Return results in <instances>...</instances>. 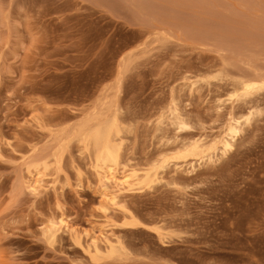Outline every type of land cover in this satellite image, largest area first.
Segmentation results:
<instances>
[{
	"label": "rangeland",
	"instance_id": "rangeland-1",
	"mask_svg": "<svg viewBox=\"0 0 264 264\" xmlns=\"http://www.w3.org/2000/svg\"><path fill=\"white\" fill-rule=\"evenodd\" d=\"M244 79L264 82V0H0V264H264V88L216 109ZM250 106L225 156L124 195L106 229L124 255L48 243L50 219L80 231L101 215L81 124L116 119L121 162L147 171ZM26 161L56 188L30 194Z\"/></svg>",
	"mask_w": 264,
	"mask_h": 264
},
{
	"label": "bare ground",
	"instance_id": "bare-ground-1",
	"mask_svg": "<svg viewBox=\"0 0 264 264\" xmlns=\"http://www.w3.org/2000/svg\"><path fill=\"white\" fill-rule=\"evenodd\" d=\"M195 81V80H194ZM194 81H189L187 88L189 91H195L198 88V83ZM241 81V80H240ZM240 85L238 88L233 87V91L231 94L229 93L226 99L218 96V107L220 111L223 110V107L229 103V105H233L236 101L240 102L242 99H246L250 95L254 94L255 92L264 88V82L257 79H244L241 82H237V85ZM197 86V87H196ZM222 98V99H221ZM240 100V101H239ZM217 101V99H216ZM233 110V109H231ZM230 110V111H231ZM218 111V110H217ZM219 111V112H220ZM241 112V113H240ZM239 114L236 112H227V120L224 122L225 124L222 126L223 128L218 131V133L212 135L213 138L207 140L193 139L189 143L182 144V148L184 151L177 150L181 153V156L174 157L173 159L163 158L162 163L157 168H153L152 170H136L132 166L130 167L127 163H122L120 158V150L122 148V139L120 137L121 129L119 128V124H117L116 119L103 121L100 122V125L97 123V126H93V129H88L87 125L81 124V130L85 127L82 131L78 128L75 132L76 135H82L79 137L80 141H83L86 147L91 145V148L94 149L93 157H92V165H93V173L95 176L96 186H98L99 193L101 196V204L100 211L101 215L96 217L92 220L88 228H84L79 230H74L66 221V217L64 218L59 215V218L55 217L56 219H50L49 225L46 229H44V236H46V240L48 243L54 242L56 238L61 233H67L69 236H72L74 241L81 245L85 242V251L90 257H114V256H121L125 254V249L120 247V243L116 241L113 242L109 240L106 236V229L109 226L110 221V214L112 211L119 210L123 215H127V211L125 207L122 205L123 197L126 193H130L135 191L138 188L143 186H152L153 184L159 183L163 178L162 174L165 172L166 169H171L173 172H192L194 171L196 164L199 162V165L202 162H210L216 161V158H220L225 156L226 153L230 151L232 145L234 144V140L240 135L241 131L243 130L244 126H247L255 117L257 112L253 109L252 106L248 108L246 111H240ZM168 118L171 121V125L174 124L176 129H186L188 128V123L185 118H183L182 114L178 109V105L175 103L173 107L170 108ZM116 118V117H115ZM168 120V121H169ZM160 123V122H159ZM92 128V127H91ZM86 129V130H85ZM85 130V131H84ZM81 131L84 134L80 132ZM203 134V133H202ZM208 134L204 135L207 136ZM203 136V135H198ZM77 137V136H76ZM83 140H81L82 138ZM178 152V153H179ZM177 153V154H178ZM57 156V160H60ZM22 158V156H21ZM55 158V157H54ZM216 159V160H215ZM28 162V164H27ZM33 162V161H32ZM35 162L30 163V161L23 162L25 164V168L23 169V176L20 180L23 186L27 189L30 194L36 196L42 192V190H47L48 187H52L51 189H55L56 185V178L52 177L50 182H47L49 186H46L47 180L44 181V178L38 173V167L40 163L43 161H38L35 166ZM59 163V161H58ZM207 163V162H206ZM23 164V165H24ZM204 164V163H203ZM42 165V164H41ZM45 164L43 165L45 167ZM198 165V166H199ZM157 166V165H156ZM155 167V166H154ZM171 171V172H172ZM44 177V176H43ZM175 179H173V182ZM172 183V181H171ZM80 186V184H77ZM161 234V233H160ZM162 238V234L160 235ZM52 244V243H51ZM102 244V245H101Z\"/></svg>",
	"mask_w": 264,
	"mask_h": 264
}]
</instances>
